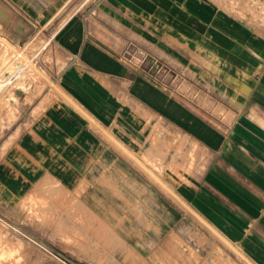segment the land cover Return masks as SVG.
I'll list each match as a JSON object with an SVG mask.
<instances>
[{
	"label": "crops",
	"instance_id": "crops-1",
	"mask_svg": "<svg viewBox=\"0 0 264 264\" xmlns=\"http://www.w3.org/2000/svg\"><path fill=\"white\" fill-rule=\"evenodd\" d=\"M117 1L129 24L172 29L180 48L204 40L236 58L220 72L238 81L228 89L237 98L225 109L229 119L167 91L133 55H121L122 41H99L97 23L77 14L54 37L52 88L20 96L0 188L16 196L55 182L91 209L153 215L158 239L172 237L173 264H240L229 250L264 264V22L248 19L243 5L240 18L213 0ZM107 132L150 172L111 147ZM151 173L220 241L206 224L211 232L182 219Z\"/></svg>",
	"mask_w": 264,
	"mask_h": 264
},
{
	"label": "rangeland",
	"instance_id": "rangeland-1",
	"mask_svg": "<svg viewBox=\"0 0 264 264\" xmlns=\"http://www.w3.org/2000/svg\"><path fill=\"white\" fill-rule=\"evenodd\" d=\"M101 1L114 10L112 17L100 12ZM213 1L240 18L243 5L247 13L250 11L248 19L264 22V2ZM77 14L85 15L88 25L97 23L99 41L107 45L111 40L122 41L121 55H133L139 61L135 67L167 91L176 92L183 102L203 105V110L229 119L225 109L232 102L236 104L237 98L230 96L228 89L238 81L221 79L220 72L223 62L236 58L207 41L199 42V48H180L172 29L167 35L157 26L142 29L127 23L124 7L116 0H0V156L14 128L11 124L19 115L17 107L24 103L20 94L25 91L31 96L32 90L52 88L49 74L57 55L54 37ZM231 63L236 66L237 61ZM220 104L225 107L215 109ZM106 134L109 145L119 154L132 156L148 170ZM151 176L181 211L182 219H195L201 229L211 232L176 200L169 187L153 173ZM84 206L79 197L55 182L32 186L16 196L0 188V264H173L172 237L167 234L165 240L158 239V219L153 215L143 216L141 211L126 207ZM229 253L240 264H251L243 254L247 262L233 250Z\"/></svg>",
	"mask_w": 264,
	"mask_h": 264
},
{
	"label": "bare ground",
	"instance_id": "bare-ground-1",
	"mask_svg": "<svg viewBox=\"0 0 264 264\" xmlns=\"http://www.w3.org/2000/svg\"><path fill=\"white\" fill-rule=\"evenodd\" d=\"M44 77V76H43ZM117 145L119 146V148H121V149H123V150H125V148L121 145V144H119L118 142H117ZM126 151V150H125ZM127 152V151H126ZM138 163V162H137ZM140 165V164H139ZM164 187H165V185H164ZM166 188V187H165ZM167 190H169L168 188H166ZM170 192H171V194L172 195H174L175 196V194H174V192H172L171 190H169ZM176 197V196H175ZM179 200V199H178ZM186 206V205H185ZM186 208H188L189 209V207L188 206H186ZM191 210V209H190ZM194 215H196L197 216V218L198 219H200L204 224H206L207 225V223L206 222H204V220L199 216V215H197L196 213H194ZM208 226V225H207ZM209 227V226H208ZM210 228V227H209ZM212 229V228H211ZM213 230V232L214 233H216L217 234V236L218 237H220V234H218L217 232H215L214 231V229H212ZM241 254H239V256H240ZM242 256V255H241ZM242 258L247 262V260L242 256Z\"/></svg>",
	"mask_w": 264,
	"mask_h": 264
},
{
	"label": "water",
	"instance_id": "water-1",
	"mask_svg": "<svg viewBox=\"0 0 264 264\" xmlns=\"http://www.w3.org/2000/svg\"><path fill=\"white\" fill-rule=\"evenodd\" d=\"M21 94H22V93H21ZM21 94H20V95H21Z\"/></svg>",
	"mask_w": 264,
	"mask_h": 264
},
{
	"label": "built area",
	"instance_id": "built-area-1",
	"mask_svg": "<svg viewBox=\"0 0 264 264\" xmlns=\"http://www.w3.org/2000/svg\"><path fill=\"white\" fill-rule=\"evenodd\" d=\"M250 263V262H249Z\"/></svg>",
	"mask_w": 264,
	"mask_h": 264
}]
</instances>
